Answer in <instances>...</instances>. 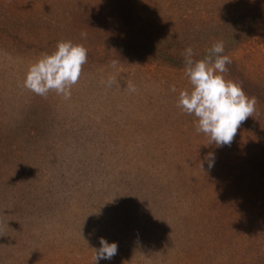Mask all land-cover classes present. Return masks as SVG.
I'll return each mask as SVG.
<instances>
[{
    "label": "rangeland",
    "instance_id": "1",
    "mask_svg": "<svg viewBox=\"0 0 264 264\" xmlns=\"http://www.w3.org/2000/svg\"><path fill=\"white\" fill-rule=\"evenodd\" d=\"M242 1L0 0V96H5L2 91L12 89L11 97L19 102V88H24L23 80L29 65L45 53H51L60 40L82 43L90 54L87 53L79 82L71 89V98L66 100L50 92L44 97L48 102L46 109L56 117L76 118L77 125L86 123L95 132H107L110 134L107 139L114 141L109 148L122 149L126 159L137 151L135 165L125 164V167L129 166L126 173L129 172L130 185L139 183L140 195H143L148 184L153 187L151 192L157 193L154 197L158 196L146 207L144 218L159 222L162 216H173L169 202L161 196H168L170 189L175 195L182 194L193 208L192 211L187 208L182 216L192 227L190 239L199 241L211 256L210 237L205 234L213 231L214 238L218 239L222 232L220 227L226 223L234 205L232 188L238 181L249 185L242 177L238 180L232 174V168L243 165L245 155L254 148V141L264 134V19L251 35L225 52L232 61L227 65L226 78L240 83L247 95L258 100L254 116L241 124L230 146L208 144V137L195 130L196 118L184 114L177 106L179 91L190 88L185 66L142 58L128 59L116 54L108 56L98 45L114 37H138L143 27L156 29L165 25L176 31V40H173L178 44L185 42L184 47H194L197 42L191 34L193 27L205 30L216 27L225 15L240 11ZM89 14L94 16L96 24L89 21ZM81 33H87V36L82 38ZM113 60L119 61L116 69L111 67ZM112 75L118 83L108 87L107 79ZM129 81L135 84V93L128 91ZM172 86L176 92L171 91ZM41 108L36 103L35 109ZM77 128L84 129L82 126ZM145 151H152L148 161L140 158ZM156 153L160 171L146 170L144 179L139 174L141 180L133 182L132 173L136 168L139 173L148 168ZM210 153L215 158L211 168L208 167ZM103 155L108 156V151ZM97 193L100 197V191ZM122 205L128 207L125 200ZM58 216L64 237L58 241L57 253L77 260V252H66L68 243L77 242L83 229L77 219V205L70 210L60 209ZM207 216L212 220L210 224L204 221ZM182 240L180 238L178 242ZM193 250L192 244L190 251ZM216 250L214 257L217 259H225L232 253L225 244L220 248L217 246ZM86 259L81 264H89ZM115 259L105 260L113 264ZM189 259L191 262L192 256Z\"/></svg>",
    "mask_w": 264,
    "mask_h": 264
},
{
    "label": "trees",
    "instance_id": "2",
    "mask_svg": "<svg viewBox=\"0 0 264 264\" xmlns=\"http://www.w3.org/2000/svg\"><path fill=\"white\" fill-rule=\"evenodd\" d=\"M242 4L240 11L225 15L214 28L193 27L191 34L197 42L192 46L195 59L202 58L217 40H223L226 52L257 29L264 19V0H243ZM88 18L95 23L92 14ZM202 32L205 35L201 36ZM175 36L176 31L165 25L156 29L147 26L138 37H114L98 46L108 56L184 66L187 43L178 44ZM2 92L5 96H0V264H81L84 258L93 264L100 238L117 243L113 264H264V134L254 141L243 165L232 168V174L238 180L244 178L249 185L238 181L232 188L234 205L220 227L218 239L213 231L205 234L210 237L208 246L213 253L208 256L199 241L190 239L192 227L182 216L187 208H193L182 194L175 195L170 189L168 196H161L169 202L173 216H162L159 222L144 218L146 207L158 196L154 197L157 193H152L153 187L148 184L143 195L139 183L130 185L129 172L126 173L129 166L125 164L135 165L137 151L126 159L122 149L109 148L114 143L107 139L110 134L95 132L86 123L77 125L76 118L51 115L44 97L29 90L19 88V102L11 97L12 89ZM36 103L42 107L38 111ZM105 151L108 156L103 155ZM152 151H145L140 158L148 161ZM152 156L148 168L140 173L136 168L132 173L133 182L141 180V175L144 179L146 170L160 171L157 153ZM123 200L128 207H123ZM76 205L83 229L77 242L68 243L66 252H77V260L57 253L58 241L64 237L59 228V210L74 209ZM204 221L210 224L212 220L207 216ZM91 230L96 231L91 234ZM180 238L183 240L179 243ZM222 244L233 255L230 252L227 258L217 259L216 247ZM98 264L108 263L100 259Z\"/></svg>",
    "mask_w": 264,
    "mask_h": 264
},
{
    "label": "clouds",
    "instance_id": "3",
    "mask_svg": "<svg viewBox=\"0 0 264 264\" xmlns=\"http://www.w3.org/2000/svg\"><path fill=\"white\" fill-rule=\"evenodd\" d=\"M87 33H81L86 37ZM88 49L82 43L71 40H60L51 53H45L29 65L25 72L23 87L41 97L55 92L64 99H70L71 89L76 85L83 72V66L88 59ZM223 40H217L199 59L192 47L184 51V72L190 88L181 89L177 106L184 114L196 118L195 130L208 137V144L216 146L231 145L241 124L248 117L254 116L258 104L257 97L245 93L242 85L226 78L227 65L231 58L224 54ZM118 60L111 62L113 69L117 68ZM115 75L109 76L107 86L117 84ZM130 93L137 88L131 81L127 83ZM171 91L176 92L175 86ZM214 155L208 156V167L214 166ZM203 168V164L200 163ZM118 252L115 242H107L100 238V247L94 249L93 264L100 259H112Z\"/></svg>",
    "mask_w": 264,
    "mask_h": 264
}]
</instances>
